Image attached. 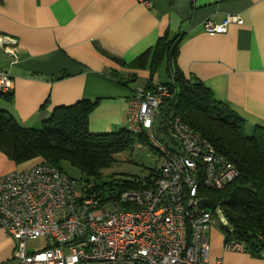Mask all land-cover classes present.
Listing matches in <instances>:
<instances>
[{
	"label": "crops",
	"instance_id": "crops-1",
	"mask_svg": "<svg viewBox=\"0 0 264 264\" xmlns=\"http://www.w3.org/2000/svg\"><path fill=\"white\" fill-rule=\"evenodd\" d=\"M230 15L243 23L205 31V20ZM165 33L178 36L175 63L184 76L234 110L247 135H264V0H0V36L15 41L14 54L0 48V69L13 86L9 101L0 96V108L21 126L39 128L56 107L98 98L89 131L118 132L126 128L134 90L151 78L165 82L155 80L158 70L151 73V51L145 68L130 65ZM164 61L172 70V61ZM37 161L20 167L0 151V176ZM208 237L211 263L264 264V250L227 251L217 229ZM16 244L0 229V264H21L13 259Z\"/></svg>",
	"mask_w": 264,
	"mask_h": 264
},
{
	"label": "built area",
	"instance_id": "built-area-1",
	"mask_svg": "<svg viewBox=\"0 0 264 264\" xmlns=\"http://www.w3.org/2000/svg\"><path fill=\"white\" fill-rule=\"evenodd\" d=\"M150 5L151 0H139ZM230 15L207 19L209 33H224ZM0 48L14 54L15 41L0 36ZM13 89L10 74L0 69V93ZM170 96L157 83L134 90L126 107V129L143 135L159 155L157 177L143 189L123 191L101 202L75 179L38 161L0 176V229L17 240L13 259L21 264H223L209 261V208L198 206L201 189L220 190L239 175L236 166L214 146L172 117L166 128L170 142L158 132L160 106ZM113 209L107 211V205ZM217 207V205H216ZM45 238L43 249L28 252L29 239ZM227 251L244 252L242 242L228 240Z\"/></svg>",
	"mask_w": 264,
	"mask_h": 264
},
{
	"label": "trees",
	"instance_id": "trees-1",
	"mask_svg": "<svg viewBox=\"0 0 264 264\" xmlns=\"http://www.w3.org/2000/svg\"><path fill=\"white\" fill-rule=\"evenodd\" d=\"M178 47V36L170 38L165 33L158 38L152 50L143 52L130 65L136 69L145 68L151 51L150 69L153 75L161 61H172V70L168 65L165 70L168 81L160 82L167 86L170 96L160 106L157 130L166 134L162 125L167 126L172 117H179L236 166L239 175L223 189H201L199 195L212 200L217 206H224L228 220L222 229L224 242H242L245 252L257 255L264 250V135H247L244 120L234 110L216 100L201 81L184 76L175 63ZM121 63L124 64L123 61ZM113 77L122 82L117 74L113 73ZM155 85L152 78L145 84L147 88ZM0 96L9 101L12 91L0 93ZM98 101V98H83L71 105L56 107L39 128L21 126L12 115L0 108V151L15 163L39 159L60 171V163L67 160L98 177L103 169L114 163V155L131 146L135 136L151 148L143 135H134L126 128L118 132L91 133L88 118ZM157 173L158 169L151 171L144 180L113 181L106 187L110 191L118 187L119 193L112 199L116 200L125 190L152 185ZM84 191L93 193V189ZM96 196H99L98 193ZM100 200L104 201L102 197Z\"/></svg>",
	"mask_w": 264,
	"mask_h": 264
},
{
	"label": "rangeland",
	"instance_id": "rangeland-1",
	"mask_svg": "<svg viewBox=\"0 0 264 264\" xmlns=\"http://www.w3.org/2000/svg\"><path fill=\"white\" fill-rule=\"evenodd\" d=\"M160 64L161 65L155 74V80L166 81L169 78L165 71V61H161ZM160 135L164 140L170 142L168 134L163 133ZM114 157V163L110 167L103 169L98 177L88 174L67 160H63L59 167L62 172L77 181L79 190L81 188H83V190L93 189V193L91 194L95 196L96 193H98L99 198L102 197L105 204L111 202L113 197L117 196L119 193L117 186H115L114 189L110 191L106 187L109 183H113V181L118 183L123 181H134L138 179L144 180L151 171L157 170L159 167L158 153L149 148L145 143H141L136 136L134 137L131 146L128 149L114 155ZM38 161L40 160L38 159ZM28 163L30 162L26 161L17 164H19L20 167H23L25 166L24 164ZM113 207V205L108 204L106 209L107 211H110L113 209ZM209 210L213 215L210 228L217 229L221 232L223 226L228 224L227 217L224 214V206L220 204L215 209ZM46 244L47 241L45 238L29 239L26 242L29 252L43 249Z\"/></svg>",
	"mask_w": 264,
	"mask_h": 264
},
{
	"label": "water",
	"instance_id": "water-1",
	"mask_svg": "<svg viewBox=\"0 0 264 264\" xmlns=\"http://www.w3.org/2000/svg\"><path fill=\"white\" fill-rule=\"evenodd\" d=\"M198 206L201 208H209V209H215L216 208V204L208 198L199 199L198 200Z\"/></svg>",
	"mask_w": 264,
	"mask_h": 264
}]
</instances>
